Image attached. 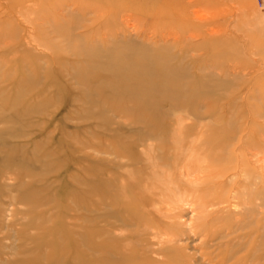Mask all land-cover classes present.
<instances>
[{"label": "rangeland", "instance_id": "rangeland-1", "mask_svg": "<svg viewBox=\"0 0 264 264\" xmlns=\"http://www.w3.org/2000/svg\"><path fill=\"white\" fill-rule=\"evenodd\" d=\"M263 136L264 0H0V264H264Z\"/></svg>", "mask_w": 264, "mask_h": 264}, {"label": "bare ground", "instance_id": "bare-ground-1", "mask_svg": "<svg viewBox=\"0 0 264 264\" xmlns=\"http://www.w3.org/2000/svg\"><path fill=\"white\" fill-rule=\"evenodd\" d=\"M147 121H149V120H146V121H144V123H141V124L144 125ZM135 122H136V121H135ZM152 123H154V121H152ZM137 124H138V123H137ZM146 124H147V123H146ZM146 124H145V125H146ZM142 125H141V126H142ZM145 125H144V126H145ZM158 125H159V124H158ZM138 126H139V125H138ZM144 126H143V127H144ZM159 128H160V127H159ZM192 129H193V127H192ZM192 129H190V132H191ZM174 130H175V129H174ZM190 132H189V130H188V133H190ZM192 132H193V130H192ZM186 133H187V132H186ZM119 134H121V133H119ZM123 134H124V133H123ZM191 134H192V133H191ZM234 134H237V133L234 132ZM187 135H188V134H187ZM150 136H151V135H150ZM150 136H149V137H150ZM247 136H248V135H247ZM142 137H143V136H142ZM145 137H146V136H145ZM149 137H147V141H148V142H145V145H147L146 143H149V140H148ZM152 137H153V136H152ZM152 137H151V138H152ZM158 137H159V136H158ZM171 137H172V136H171ZM214 137H215V136H214ZM214 137H213V139H214L213 142H212V139H211V142H212V143L217 142V139H215V138H217L218 136L215 137V138H214ZM237 137H238V136H237ZM263 137H264V136H263ZM140 138H141V137H140ZM162 138H163V137H162ZM128 139L132 140V138H129V137H128ZM143 139H144V138H143ZM143 139H142V140H143ZM154 139H156V138L154 137ZM154 139H153V140H154ZM163 139H164V138H163ZM174 139H175V137H174ZM116 140H117V139H116ZM153 140H151L150 142H152ZM158 140H159V138L157 139V142H158ZM188 140H189V138H188ZM205 140H206V139H205ZM215 140H216V141H215ZM236 140H237V139H236ZM118 141H119V140H118ZM166 141H167V140L164 139L165 144L168 145V144L166 143ZM174 141H175V140H174ZM229 141H231V140H229ZM133 142H134V141H133ZM133 142H132V143H133ZM169 142H170V141H168V143H169ZM195 142H196V140H195ZM202 142H203V141H202ZM208 142H209V141H208ZM227 142H228V141H227ZM227 142H224V143H225V144H228ZM116 143H117V142H116ZM142 143H143V142H142ZM176 143H177V142H176ZM190 143H191V142H190ZM190 143H188V145H189ZM212 143H211V144H212ZM217 143H218V142H217ZM224 143H223V144H224ZM259 143H260V142H259ZM153 144H154V141H153ZM169 144H170V143H169ZM219 144H220V142H219ZM221 144H222V143H221ZM232 144H234V142H232V143H230V144H228V145H232ZM255 144H257V143L255 142L254 145H255ZM260 144H262V143H260ZM120 145H121V143H120ZM120 145H119V149H120ZM128 145H130V143H129ZM143 145H144V144H143ZM188 145H187V146H188ZM190 145H191V144H190ZM196 145H197V144H196ZM201 145H202V144H201ZM131 146H132V145H130V147H131ZM191 146H192V145H191ZM206 146H207V145H206ZM116 147H117V146H116ZM121 147L123 148L124 146H121ZM133 147H135V146H133ZM146 147H147V146H146ZM179 147H180V146H179ZM193 147H194V146H193ZM193 147H191V149H192ZM199 147H200V144H199ZM210 147H211V146H210ZM256 147H262V148H264V144H263V146H256ZM122 148H121V151H123V150L125 149V147H124L123 150H122ZM154 148H156V147H154ZM202 148H205V147H203V145H202ZM230 148H231V146H230ZM230 148H229V149H230ZM241 148H242V147H241ZM249 148H250V147H249ZM262 148H259V150L262 149ZM127 149H129V148H127ZM130 149H131V148H130ZM166 149H168V148L166 147ZM189 149H190V147H189ZM189 149H188V151H189ZM195 149H196V148H195ZM199 149H200V148H199ZM208 149H209V148H208ZM208 149H207V151H209ZM257 149H258V148H257ZM116 150H117V148H116ZM125 150H126V149H125ZM131 150H132V149H131ZM192 150H193V149H192ZM255 150H256V149H255ZM255 150H254V151H255ZM262 150H263V149H262ZM262 150H260V152H263V153H264V150H263V151H262ZM117 151H118V150H117ZM117 151H116V152H117ZM121 151H120V152H121ZM170 151H171V150H170ZM190 151H191V150H190ZM190 151H189V152H190ZM207 151H206V152H207ZM245 151H246V150H245ZM126 152H128V151H126ZM132 152H133V150H132ZM199 152H200V151H198V153H199ZM227 152H229V151H227ZM227 152H226V153H227ZM247 152H249V151H247ZM257 152H258V151H257ZM260 152H258V153H260ZM117 153H118V152H117ZM121 153H122V152H121ZM123 153H124V152H123ZM198 153H197V154H198ZM231 153H232V152H231ZM231 153H230V154H231ZM233 153H235V152H233ZM238 153H239V152H238ZM263 153H261V154H263ZM208 154H209V153H205V155H208ZM239 154H240V153H239ZM246 154H247V153H246ZM246 154H245V155H246ZM252 154H253V153H252ZM252 154H251V155H252ZM130 155H131V154H130ZM165 155H166V154H165ZM193 155H194V154H193ZM232 155H233V154H232ZM245 155H244V156H245ZM251 155H250L249 157H251V159L254 158L255 154H253V155H254L253 157H252ZM120 156H122V160H124V159L127 160V159L125 158L126 156L124 157V154H123V155L120 154L119 156L116 154V157L119 158ZM222 156H223V155H222ZM235 156H236V155H235ZM238 156H239V155H238ZM258 156H259V155H258ZM261 156H263V155H261ZM132 157H133V155H132ZM132 157H131V158H132ZM142 157H143V156H142ZM194 157H195V155H194ZM197 157H198V156H197ZM200 157H201V156H200ZM227 157H228V155H227ZM227 157H226V158H227ZM255 157H256V156H255ZM216 158H217V157H216ZM221 158L223 159V157H221ZM221 158H220V159H221ZM229 158H230V157H229ZM231 158H232V157H231ZM245 158H246V157H245ZM260 158H261V157H260ZM185 159L188 160V157H187V158L185 157ZM189 159H191L190 156H189ZM217 159H218V158H217ZM246 159H247V158H246ZM246 159H244V160L246 161ZM122 160H121V161H122ZM141 160H143V158H142ZM182 160H183V159H182ZM194 160H196V159H194ZM212 160H214V159H212ZM230 160H231V159H230ZM239 160H240V159H239ZM253 160H255V158H254ZM259 160H262V159H259ZM121 161H120V162H121ZM138 161H139V160H138ZM138 161H137V162H138ZM166 161H168V160H166ZM177 161H178V160H177ZM179 161H180V160H179ZM214 161H215V160H214ZM214 161H213V164H214ZM227 161H228V160H227ZM262 161H263V160H262ZM125 162L128 163L127 161H125ZM125 162H124V163H125ZM129 162H130V161H129ZM188 162H189V161H188ZM188 162H187V163H188ZM193 162H194V161H193ZM219 162H220V163H219ZM219 162H218L217 165L225 164V163L222 162V161H219ZM221 162H222V163H221ZM225 162H226V160H225ZM230 162H231V161H230ZM254 162H255V161H254ZM131 163H132V160H131ZM181 164H182V163H181ZM194 164H195V163H194ZM229 164H231V163H229ZM232 164H233V163H232ZM239 164H240V163H239ZM261 164H262V163H261ZM263 164H264V161H263ZM120 165H121V163H120ZM123 165H124V164H123ZM125 165L127 166V164H125ZM163 165H164V167L166 166L164 163H163ZM163 165H162V166H163ZM168 165H170V163H169ZM184 165H185V167H186V164H185V163H184ZM215 165H216V164H215ZM257 165H259V164L257 163ZM129 166H130V165H129ZM162 166H161V167H162ZM175 166H176V165H175ZM180 166H181V165H180ZM182 166H183V164H182ZM196 166H198V165H196ZM203 166H204V165H203ZM203 166H201V167H203ZM227 166H228V165H227ZM240 166H241V165H240ZM242 166H243V165H242ZM259 166H261V165H259ZM176 167H177V166H176ZM187 167H188V166H187ZM198 167H199V166H198ZM251 167H252V166H251ZM148 168H149V167H148ZM179 168H181V167H179ZM199 168H200V167H199ZM216 168H218V167H212V168H210V171H211V169H212L213 171L215 170V172H216V171H217ZM245 168H246L245 170H247V168H249V167H246V165H245ZM176 169H177V168H176ZM205 169H206V168H204L203 170H205ZM185 170H188V169H184V172H187V171H185ZM193 170H194V169H193ZM199 170H200V169H199ZM232 170H233V169H232ZM245 170H244V172H245ZM252 170H254V167H253V169H251V171H252ZM142 171H143V169H142ZM167 171H168V170H167ZM222 171H224V169H222ZM144 172H145V169H144ZM189 172H190V171H189ZM199 172H200V171H199ZM201 172H202V171H201ZM226 172L229 173V171H227V170H226ZM247 172H250V171H247ZM247 172H245L246 175H247V177H245V176H243V175H242V177H244V178H248V175H249V174H247ZM139 173H140V171H139ZM202 173H205V172L203 171ZM213 173H214V172H213ZM213 173H212V175H214ZM261 173H263V172H261ZM180 174H181V173H180ZM187 174H190V173L187 172ZM238 174H239V173H238ZM258 174H259V173H258ZM139 175H141V174H139ZM174 175H176L175 172H174ZM209 175H210V174H209ZM215 175H217V174H215ZM224 175H225V174H222L223 177H224ZM178 176H179V175H178ZM181 176H182V175H181ZM234 176H235V175H234ZM175 177H176V176H173V178H175ZM184 177H185V176H184ZM186 177H187V176H186ZM190 177H191V175H190ZM209 177H210V176H209ZM217 177H218V176H215L214 181H216L215 179H217ZM237 177H238V176H237ZM137 178H138V177H137ZM142 178H143V177H142ZM148 178H149V176H148ZM206 178H207V176H206ZM218 178H221V177L219 176ZM176 179H177V178H176ZM179 179H180V178H179ZM179 179H177L176 181H179V182H180ZM185 179H186V178H185ZM198 179H199V178H198ZM221 179H223V178H221ZM221 179H218V180H221ZM249 179H251V178H249ZM258 179H259V178H258ZM144 180H146V179H144ZM144 180H143V181H144ZM172 180H173L172 183H174V180H175V179H172ZM195 180H196V179H195ZM206 180H207V179H206ZM247 180H248V179H247ZM255 180H256V182H257V179H255ZM140 181H141V180H140ZM140 181H139V182H140ZM190 181H191V180H190ZM196 181H197V180H196ZM207 181H209V180H207ZM230 181H231V180H229L227 183H229ZM245 181H246V180H245ZM191 182H192V181H191ZM201 182H205V180H204V181L202 180ZM201 182H200V180H199V183H201ZM212 182H213V181H212ZM216 182H217V181H216ZM246 182H247V181H246ZM256 182H255V184H257ZM135 183H136V182H135ZM188 183H190V182H188ZM188 183H187V184H188ZM194 183H196V184L199 186V183H197V182H194ZM206 183H207V182H206ZM248 183H249V181H248ZM140 184H141V182H140ZM142 184H143V182H142ZM174 184H175V183H174ZM177 184H178V183H177ZM177 184H176V185H177ZM192 184H193V183H192ZM204 184H205V183H204ZM204 184L202 183V185H204ZM210 184H211V183H210ZM229 184H230V183H229ZM231 184H232V183H231ZM231 184H230V185H231ZM233 184H234V183H233ZM235 184H236V183H235ZM259 184H260V183H259ZM259 184L257 185V187L259 186ZM148 185H149V184H148ZM148 185H147V186H148ZM176 185H175V186H176ZM179 185H180V187H181V184H179ZM194 185H195V184H193V186H194ZM253 185H254V184H252L251 186H253ZM134 186H136V185L134 184ZM134 186H133V187H134ZM140 186H141V185H140ZM170 186H171V185H170ZM170 186H169V187H170ZM172 186H174V185H172ZM227 186H228V185H227ZM231 186H232V185H231ZM133 187H132V190H133ZM189 187H191L190 184H189ZM195 187H196V186H195ZM221 187H222V186H221ZM137 188H138V187H137ZM199 188H200V187H198V189H199ZM203 188H204V187H203ZM219 188H220V187H219ZM223 188H225V187H223ZM223 188H222L221 190H224ZM247 188L249 189V187L246 186V189H247ZM250 188H251V187H250ZM141 189H142V188H141ZM169 189L171 190L172 188L170 187ZM176 189H177V188H176ZM229 189H230V187H229ZM248 189H247V192L249 193L250 191H249ZM221 190H220V191H221ZM225 190H226V188H225ZM235 190H236V189H235ZM244 190H245V188H244ZM244 190H243V194H244ZM172 191H173V190H172ZM259 191H260V190H259ZM143 192H144V191H143ZM143 192H141V193H143ZM157 192H158V191H157ZM169 192H170V191H169ZM178 192H179V191H177V193H178ZM196 192H197V191H196ZM235 192H236V191H235ZM135 193H136V192H135ZM170 193H171V192H170ZM173 193H174V192H173ZM204 193H206V192H204ZM204 193H203V194H204ZM227 193H228V192H227ZM171 194H172V193H171ZM178 194L180 195V193H178ZM233 194H234V193H233ZM253 194H254V193H253ZM172 195H173V194H172ZM174 195H176V194L174 193ZM183 195H184V194H183ZM209 195H210V194H209ZM223 195H224V194H223ZM236 195H237V194H236ZM185 196H186V195H185ZM194 196H195V195H194ZM194 196H193V198H194ZM221 196H222V195H221ZM241 196H242V195H241ZM243 196H244V195H243ZM243 196H242L241 198L244 199ZM254 196H255V195H254ZM260 196H261V197H264V196L261 195V194H260ZM136 197H137V195H136ZM144 198H145V197H144ZM146 198H147V197H146ZM176 198H178V197H176ZM176 198H174V199H176ZM225 198H226V197H225ZM225 198H224V199H225ZM237 198H238V195H237ZM258 198H260V197H258ZM150 199H151V197H150ZM180 199H182V198H180ZM231 199H232V198H231ZM245 199H246V198H245ZM256 199H257V198H256ZM263 199H264V198H263ZM137 200H138V198H137ZM163 200H165V199H163ZM176 200H177V199H176ZM219 200H221V199H219ZM139 201H140V200H139ZM144 201H145V200H144ZM148 201H150V200H148ZM194 201H195V200H194ZM194 201H193V202H194ZM205 201H206V200H205ZM217 201H218V200H217ZM237 201L239 202V198L237 199ZM243 201H244V200H243ZM249 201H250V200H249ZM256 201L258 202V199H257ZM260 201H261V200L259 199V202H260ZM263 201H264V200H263ZM210 202H211V201H210ZM225 202H226V201H225ZM232 202H233V201H232ZM246 202H247V201H246ZM144 203H146V202H144ZM144 203H143V204H144ZM160 203H161V202H160ZM174 203H175V202H174ZM205 203H206V202H205ZM211 203H212V202H211ZM244 203H245V201H244ZM143 204H142V205H143ZM146 204H149V202L146 203ZM161 204H162V203H161ZM194 204L196 205L197 203L195 202ZM206 204L209 206L208 203H206ZM213 204H214V203H212V205H213ZM218 204H219V202H218ZM220 204H221V203H220ZM231 204H232V203H231ZM250 204H251V203H250ZM250 204H249V205H250ZM175 205H176V204H175ZM175 205L173 204V206H175ZM242 205H243V204H242ZM258 205H259V204H258ZM153 206H156V205H154V203H153ZM160 206H161V205H160ZM180 206H181V205H180ZM210 206H211V205H210ZM210 206H209V208L212 207V206H211V207H210ZM239 206H241V205H239ZM144 207H145V205H144ZM147 207H148V206H147ZM156 207H158V206H156ZM156 207H154V209H156ZM161 207H162V206H161ZM177 207H178V205H176V208H177ZM194 207H195V206H194ZM196 207H197V206H196ZM199 207H200V206H199ZM214 207H215V206H214ZM226 207H227V206H226ZM242 207H243V206H242ZM250 207H252V206H250ZM145 208H146V207H145ZM159 208H160V207H159ZM159 208H158V209H159ZM163 208H164V207H163ZM197 208H198V207H197ZM205 208H206V207H205ZM229 208H230V207H229ZM229 208H228V209H229ZM243 208H249V207H243ZM243 208H242V209H243ZM254 208H256V207L254 206ZM2 209H3V208H2ZM148 209H149V208H148ZM148 209H147V210H148ZM152 209H153V208H151L149 211H151ZM166 209H167V208H165L164 211H165ZM211 209H212V208H211ZM211 209H210V210H211ZM217 209H218V208H217ZM220 209H221V208H220ZM235 209H236V207H235ZM159 210H160V209H159ZM176 210H177V209H176ZM201 210H202V209H201ZM223 210H225V208H224ZM223 210H222V211H223ZM253 210H254V209H253ZM156 211H157V210H156ZM156 211H155V212H156ZM205 211H206V210H205ZM205 211H204V212H205ZM236 211H238V210H236ZM255 211H256V210H255ZM255 211H254V212H255ZM147 212H148V211H147ZM159 212H160V211H159ZM159 212H157V213H158L157 216H159ZM197 212H198V211H197ZM199 212H200V210H199ZM202 212H203V211H202ZM210 212H211V211H210ZM213 212H214V211H213ZM215 212H216V211H215ZM215 212H214V213H215ZM261 212H262V211H261ZM261 212H260V214H261ZM149 213H150V212H149ZM152 213H154V211H153ZM162 213H163V212H162ZM165 213H166V211H165ZM168 213H169V212H168ZM174 213H175V212H174ZM200 213H201V212H200ZM214 213H213V214H214ZM228 213H229V212H228ZM235 213H236V212H235ZM238 213H239V212H238ZM242 213H243V210H242ZM210 214H211V213H210ZM217 214H218V213H217ZM232 214H233V212H232ZM240 214H241V213H240ZM254 214H256V213H254ZM199 215H200V214H199ZM204 215H205V214H204ZM211 215H212V214H211ZM214 215H215V214H214ZM227 215H228V214H227ZM233 215H234V214H233ZM249 215H250V214H249ZM251 215H252V214H251ZM162 216H164V215H162ZM169 216H170V215H169ZM206 216L208 217L209 214L206 215ZM212 216H213V215H212ZM220 216H221V215H220ZM220 216H219V217H220ZM224 216H225V215H224ZM236 216H238V215L236 214ZM243 216H244V214H243ZM151 217H152V216H151ZM165 217H166V216H165ZM170 217H171V216H170ZM170 217H169V219H170ZM207 217H206V219H207ZM219 217H218V218H219ZM221 217H222V216H221ZM231 217H232V216H231ZM250 217H251V216H250ZM260 217H261V215H260ZM215 218L217 219V216H216V215H215ZM209 219H210V218H209ZM216 219H215V221H214V217H213V222L216 223V221H217ZM235 219H236V217H235ZM238 219H239V218H238ZM244 219H245V218H244ZM257 219H258V218H257ZM164 220H165V219H164ZM203 220H204V219H203ZM220 220H221V219H220ZM165 221H168V220H165ZM173 221H174V220H173ZM209 221H211V220H209ZM240 221H241V220L239 219V222H240ZM247 221H248V220H247ZM254 221H255V220H254ZM156 222H157V221H156ZM170 222H171V221H170ZM202 222H203V221H202ZM202 222H199V223H202ZM218 222H219V221H218ZM220 222H221V221H220ZM237 222H238V221H237ZM239 222H238V223H239ZM168 223H169V222H168ZM197 223H198V222H197ZM204 223H205V222H204ZM206 223H207V222H206ZM208 223H209V222H208ZM247 223H248V222H247ZM251 223H252V222H250L249 225H252ZM170 224H171V223H170ZM195 224H196V223H195ZM220 224H221V223H220ZM241 224H242V223H241ZM244 224H245V223H244ZM244 224H243V226H244ZM203 225H204V224H203ZM203 225H202V226H203ZM238 225H239V224H238ZM245 225H246V224H245ZM249 225H248V226H249ZM254 225H256V224H254ZM143 226H144V225H143ZM243 226H241V227H242V228H245V227L247 228V226H244V227H243ZM226 227H227V226H226ZM171 228H172V226H171ZM192 228H193V226H192ZM194 228H195V227H194ZM235 228H237V227H235ZM249 228L252 229L250 226H249ZM249 228H248V230H249ZM143 229H145V228H143ZM143 229H142V230H143ZM147 229H148V228H147ZM190 229H191V228H190ZM125 230H126V229H125ZM134 230H135V229H134ZM187 230H188V229H186V231H187ZM238 230H239V229H236V231H238ZM241 230H243V229H241ZM122 231H123V230H122ZM132 231H133V230H132ZM144 231H146V230H144ZM151 231L153 232V229H152ZM189 231H190V230H189ZM198 231H199V230H198ZM213 231H214V230H213ZM213 231H211V232H213ZM148 232H149V231H148ZM168 232H169V231H168ZM218 232H219V231H218ZM263 232H264V231H263ZM3 233H4V232H3ZM139 233H141L140 230H139ZM163 233H164V230H163ZM165 233H166V231H165ZM174 233H175V232H174ZM174 233L171 234V235H175V234H177V233H175V234H174ZM187 233H188V231H187ZM153 234H154V233H153ZM153 234H150V235L153 236ZM180 234H181V233H180ZM206 234H207V233H206ZM213 234H214V232H213ZM213 234H212V235H213ZM224 234H225V233H224ZM163 235H164V234H163ZM178 235H179V234H178ZM178 235H177V236H178ZM226 235H227V234H226ZM123 236H124V234H123ZM167 236H169V234H168ZM215 236H216V235H215ZM141 237H142V236H141ZM178 237H179V236H178ZM212 237H213V236H212ZM262 237H263V235H262ZM163 238H164V237H163ZM120 239H121V238H120ZM154 239H155V237H154L152 240H154ZM176 239H177V238H176ZM202 239H203V238H202ZM204 239H205V236H204ZM204 239H203L202 241H204ZM221 239H222V238H221ZM262 239H264V237H263ZM121 240H122V239H121ZM152 240H151V241H152ZM161 240H162V239H161ZM167 240H168V239H167ZM169 240H170V239H169ZM169 240H168L167 242H169ZM211 240H212V239H211ZM116 241H117V240H116ZM123 241H124V240H123ZM123 241H122V242H123ZM176 241H177V240H176ZM219 241H220V240H219ZM119 242H120V240L117 242V244H118ZM171 242H172V241L170 240V243H169V244H171ZM216 242H217V241H215L214 243H216ZM236 242H237V241H236ZM236 242H235V243H236ZM240 242L242 243V239H241ZM240 242H239V243H240ZM243 242H244V240H243ZM80 243H81V242H80ZM125 243H126V242H125ZM127 243H128V242H127ZM132 243H133V242H132ZM134 243H135V242H134ZM134 243H133V244H134ZM163 243H164V242H163ZM173 243H174V241H173ZM165 244H166V241H165ZM165 244H164V245H165ZM199 244H200V242H199ZM233 244H234V243H233ZM237 244H238V243H237ZM119 245L122 246V243H120ZM137 245H138V244H137ZM159 245H160V244H159ZM162 245H163V244H162ZM164 245H163V246H164ZM172 245H173V244H172ZM234 245H236V244H234ZM234 245H233V246H234ZM238 245H240V244H238ZM62 246H63V245H62ZM197 246H198V245H197ZM209 246H210V245H209ZM143 247H144V246H143ZM143 247H141V248H143ZM131 248H132V247H131ZM131 248H130V251H131ZM147 248H148V247H147ZM160 248H162V246H161ZM160 248H159V249H160ZM180 248H181V247H180ZM121 249H122V247H121ZM132 249H133V248H132ZM135 249H137V248H135ZM144 249H145V248H144ZM148 249H149V248H148ZM178 249H179V248H178ZM257 249H258V248H257ZM123 250H124V249H123ZM133 250H134V249H133ZM244 250H245V249H244ZM130 251H129V252H130ZM142 251H144V250H142ZM123 252H124V254H125V251H123ZM132 252H134V251H132ZM178 252H179V251H178ZM127 253H128V252H127ZM127 253H126V254H127ZM136 253H137V252H136ZM124 254H123V255H124ZM131 254H132V253H131ZM133 254H134V253H133ZM133 254H132V255H133ZM140 254H141V256H142V253H140ZM263 254H264V253H263ZM129 255H130V254H129ZM132 255H131V256H132ZM151 255H153V253H151ZM118 257H120V256H118ZM121 257H122V255H121ZM125 257H126V256H125ZM127 257H128V256H127ZM139 257H140V255H139ZM153 257H154V256H153ZM161 257H162L163 259H166V258H164L163 256H161ZM130 258H131V257H130ZM151 258H152V256H151ZM156 258H157V257H156ZM156 258H154V259H156ZM158 258H160V256H159ZM158 258H157V259H158ZM145 260H146V259H145ZM263 260H264V258H263ZM152 261H153V260H152ZM158 262L161 263V261H160L159 259H158ZM165 262H166V261H165ZM165 262L162 261L161 264H163V263L165 264ZM167 262H168V261H167ZM251 262H252V261H251ZM250 264H251V263H250Z\"/></svg>", "mask_w": 264, "mask_h": 264}]
</instances>
